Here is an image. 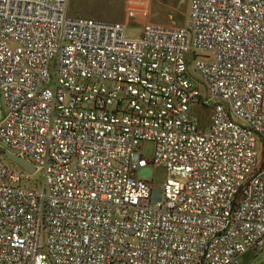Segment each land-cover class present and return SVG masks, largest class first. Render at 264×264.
Here are the masks:
<instances>
[{"label":"built area","instance_id":"built-area-1","mask_svg":"<svg viewBox=\"0 0 264 264\" xmlns=\"http://www.w3.org/2000/svg\"><path fill=\"white\" fill-rule=\"evenodd\" d=\"M263 246L264 0H191L188 28L133 39L69 0H0V264H240Z\"/></svg>","mask_w":264,"mask_h":264},{"label":"rangeland","instance_id":"rangeland-1","mask_svg":"<svg viewBox=\"0 0 264 264\" xmlns=\"http://www.w3.org/2000/svg\"><path fill=\"white\" fill-rule=\"evenodd\" d=\"M176 1L177 5L180 4V6L175 12L176 16L174 18L157 16V6H154V4L150 8L147 17L146 13L130 14L124 10V0H71L70 14L71 11H74L76 15L80 14V16L72 18L88 19L89 15H93L94 17L92 18L99 22L123 24L126 26V36L133 39L142 34L146 23L188 28L190 12L188 0ZM71 16H73V14ZM193 113L198 119L201 130L205 131L212 125L214 119V109L212 106L203 109L195 107ZM142 147L143 156L147 160L152 159L155 151L154 146L150 143H146ZM260 148L261 145L259 144L258 149ZM137 176L143 180L153 182L156 188H161L168 178V173L164 168L148 166L147 168L141 169ZM33 178L34 180H36V178L39 179L38 174L34 175ZM240 264H264V246L247 251L242 255Z\"/></svg>","mask_w":264,"mask_h":264},{"label":"crops","instance_id":"crops-1","mask_svg":"<svg viewBox=\"0 0 264 264\" xmlns=\"http://www.w3.org/2000/svg\"><path fill=\"white\" fill-rule=\"evenodd\" d=\"M70 2L71 0H69V17L72 18V17L80 16V14L76 15L74 11H71V14H70ZM190 2L191 0H188L189 9H190ZM153 4L154 6H157L156 7L157 16H164V17H170V18H174L176 16L175 12L180 6V4L177 5L176 0H124L123 5H124V10H126L127 12H129L130 10H133L137 13L145 12L146 17H147V15L149 14L150 8L152 7ZM72 14L73 16H71ZM88 17H89L88 19H93L92 17L94 16L89 15ZM74 19H78V18H74Z\"/></svg>","mask_w":264,"mask_h":264},{"label":"water","instance_id":"water-1","mask_svg":"<svg viewBox=\"0 0 264 264\" xmlns=\"http://www.w3.org/2000/svg\"><path fill=\"white\" fill-rule=\"evenodd\" d=\"M1 155L7 162H10V163L18 166L27 174L34 175L36 173V168L30 160H28L26 158L19 157V156L14 155V154H10L8 152H1Z\"/></svg>","mask_w":264,"mask_h":264},{"label":"trees","instance_id":"trees-1","mask_svg":"<svg viewBox=\"0 0 264 264\" xmlns=\"http://www.w3.org/2000/svg\"><path fill=\"white\" fill-rule=\"evenodd\" d=\"M13 166H14V167H18V166L14 165V164H13Z\"/></svg>","mask_w":264,"mask_h":264}]
</instances>
